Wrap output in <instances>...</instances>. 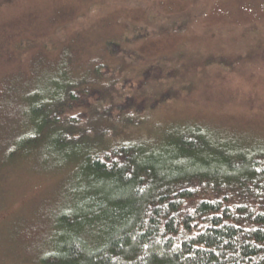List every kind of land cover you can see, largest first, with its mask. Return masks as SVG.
<instances>
[{
    "label": "rangeland",
    "instance_id": "rangeland-1",
    "mask_svg": "<svg viewBox=\"0 0 264 264\" xmlns=\"http://www.w3.org/2000/svg\"><path fill=\"white\" fill-rule=\"evenodd\" d=\"M60 67L96 90L61 116L92 141L197 125L264 144V0H0V264H38L69 198L74 169L56 166L50 129L12 156L35 131L28 92L45 108Z\"/></svg>",
    "mask_w": 264,
    "mask_h": 264
},
{
    "label": "trees",
    "instance_id": "trees-1",
    "mask_svg": "<svg viewBox=\"0 0 264 264\" xmlns=\"http://www.w3.org/2000/svg\"><path fill=\"white\" fill-rule=\"evenodd\" d=\"M53 71L60 80L45 108L40 93L28 92L24 116L35 131L12 153L35 146L44 125L56 166L74 169L38 264H264V144L197 125L156 139L92 141L61 116L96 90ZM140 76L141 85L153 77Z\"/></svg>",
    "mask_w": 264,
    "mask_h": 264
}]
</instances>
